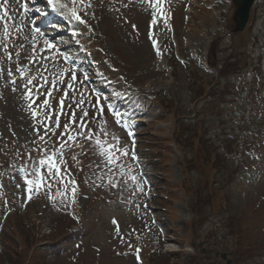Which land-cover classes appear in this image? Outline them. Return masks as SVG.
<instances>
[{
    "label": "rangeland",
    "instance_id": "obj_1",
    "mask_svg": "<svg viewBox=\"0 0 264 264\" xmlns=\"http://www.w3.org/2000/svg\"><path fill=\"white\" fill-rule=\"evenodd\" d=\"M62 1L75 6L86 20V24L78 28L80 43L76 44L69 34L71 20L66 15L63 18L66 22L55 24L60 29H52V23L39 26L45 37H37L39 43L36 46L39 48L45 38L56 44L61 53L70 57L68 60L61 57L57 67L68 68L75 64L78 77L84 71L88 72L90 78L97 79V72L103 75L108 85L89 79L81 88L93 103L98 95L108 97L127 94L128 98L121 100L120 104L134 117H140L142 122L137 127L140 131V143L136 146L139 161L132 164L133 174L140 176L138 167H143L147 180L140 176L143 192L136 189L131 181L127 186L121 183L118 188L105 186L111 173L107 169L95 167L100 164V158L85 144L83 152L78 148L66 151L67 164L61 166L62 172L66 167L71 176H78L82 181V187L80 190L77 188L74 198L70 191L72 185L67 184V196H64L65 185L57 181L51 189L46 183L43 184L28 199L27 185L23 177L17 175V170L26 165L29 170L32 167L26 154L35 147L31 144L35 139L33 120L26 110L23 91L18 87L20 81L17 82V90L13 91L14 85L7 73L11 69L18 77L15 72L16 53H20V64L27 63L25 57L31 54L34 25L32 27L25 17L18 15L17 10L21 11V7L17 0H8L9 15L4 16L0 9V16H4L0 20V185H3L0 187L1 253L5 254L14 243L18 251V264H33L34 260L42 257L50 264H158L159 260L147 261V252L155 246L153 236H150L157 229H166L169 231L168 236L161 238L162 241L168 239L164 246L167 253L162 260L166 264H226L225 260L216 257L217 251L228 252L237 264H264V136L262 145L251 149L255 159L246 163L244 172L235 170L231 173L241 163V157L235 154L227 160L229 167L228 170L223 169V175V171L215 175V169L204 164H196L201 170L195 168L189 172L195 166L187 165L184 158L192 159L200 132L196 134L197 138L184 141L182 148L172 143L173 147L175 145L173 150L171 141L176 134L173 115L164 112L157 101H147L144 106L137 102V95L143 91H160L161 99L165 98V94L173 96L175 107L172 111L180 105L184 111L192 110L193 116L200 113L201 117L197 118L208 122L209 131L212 138L217 140L218 147L222 146L223 139H227L230 144L234 140L233 136L244 137L245 132H241L244 130L238 123L246 112L248 101L242 104L240 98L248 92L250 74L254 73L260 52L264 56V0H259L253 8L254 21L239 34H232L235 7L231 0H165L163 8L170 19L165 25L158 17L157 26L150 24L153 9L147 0H76L75 5L72 0ZM3 2L0 0V4ZM34 3L35 9L44 10L36 7L39 3ZM39 18L43 19V15L34 12L30 20L36 21ZM5 24L9 30L7 39L3 35ZM150 32L153 34L151 38ZM152 39L157 41L156 46H153ZM5 43L8 45L7 51L12 54L11 60L5 53ZM214 44L219 47L215 51L217 53H214L218 57L213 62L219 67L237 59L244 64L242 68L237 65L227 66L226 80L218 75V67L208 63L210 53L214 52ZM172 46L180 61L171 57ZM157 48L160 50L159 55ZM84 50L87 52L83 53ZM44 54L47 55L48 51ZM184 62L186 65H183ZM32 71L35 72L34 67ZM197 79L203 86L220 82L223 89H219L214 96L198 99L196 96L202 92ZM57 104L58 97L53 107ZM100 105H106L105 100H101ZM86 106L92 115L95 110L91 104ZM106 108L101 119L106 120L108 130L119 136L121 143L131 149L137 137H129V130L117 125L115 117ZM252 113L264 125V101H259L258 95ZM61 121L62 124L65 122L63 116ZM212 124L218 126V130L212 128ZM184 125L188 123L181 122L180 128ZM155 132L159 143L151 138ZM213 134L217 137L219 134L218 139ZM166 139L169 156L173 160L170 170L159 172L150 157L161 149ZM32 155L36 160L42 156L37 152ZM72 155H77L81 164L74 163ZM181 159L184 164L180 162ZM219 164L222 165V161ZM81 166L82 171L79 170ZM45 174L46 167L41 168V175ZM100 176L103 180L97 179ZM29 178L40 179L38 176ZM163 182L175 188V196L172 197L175 202L169 203L177 217L169 210L167 212L165 204L156 198L167 197L168 191ZM149 187H152V193L147 195ZM50 195L53 199L49 198ZM71 198L77 203L76 211L82 215L72 209ZM11 208L15 212L6 219L4 214ZM81 218L83 222L79 223ZM114 219L119 225V232L113 223ZM148 222L155 227H146ZM240 226L242 234L248 236L254 244V256L250 260L238 261L234 254ZM180 235L184 240L180 239ZM257 238L259 248H255ZM44 243L47 245L44 246ZM35 244L44 247L32 250ZM0 264L11 262L0 257Z\"/></svg>",
    "mask_w": 264,
    "mask_h": 264
},
{
    "label": "snow or ice",
    "instance_id": "obj_2",
    "mask_svg": "<svg viewBox=\"0 0 264 264\" xmlns=\"http://www.w3.org/2000/svg\"><path fill=\"white\" fill-rule=\"evenodd\" d=\"M72 2L73 5L76 4V0H72ZM147 3L153 9L151 26L158 25V17L167 25L170 17L166 15L163 8L165 0H147ZM17 4L23 8L26 15L29 5L23 2V0H17ZM47 4L53 10H57L58 0H47ZM59 8H68V5L60 4ZM0 9L3 10L4 16L9 15L8 0H4L0 4ZM36 11L39 12L40 9H36ZM69 11L70 20H74L79 24H86V20L75 6ZM64 14L60 12V15ZM41 15H46V13H41ZM4 16H0V20H3ZM32 23L35 25V21H32ZM3 35L5 39L9 36L7 24L4 26ZM73 35H78V33L74 31ZM152 35L150 32V38ZM37 37H45V33L39 27H33V45L31 54L25 57L27 63L20 64V53H16L17 67L15 68V72L18 73V77L13 74L11 69L7 73L14 85L13 91L17 90V82L18 80L20 81L18 87L23 91V98L27 102L26 110L33 120L32 128L35 139L31 141V144L35 147L28 150L26 154V159L31 161L32 167L29 170L26 165L17 170V175L22 176L24 183L27 185L26 192L28 193V199H31V193L34 190L39 191L43 184L46 183L48 188L51 189L52 185L57 181L65 185L66 191L62 194L64 196H67V184H71L70 191L74 198L78 188L77 182L74 179H68L71 175L70 171L65 167V170L62 172L61 166L67 164V160L65 159L66 151L78 148L83 152L85 151V144L92 148L94 154L100 158V164L95 165V167L101 170L107 169L108 173H111L107 177L108 184L105 186L110 185L113 188H118L121 186V183L127 186L129 181H131L136 189L143 192L142 178L133 174L132 164L139 161L134 149V141L133 147L130 149L121 143L119 136L108 130L106 120L101 119L105 113V107L112 111L117 125L129 130V136L133 135L131 131L132 125L124 120L120 111L112 110L111 104L100 105V101L107 100L109 99L108 97L98 95L95 97V103L86 97L81 88L90 79L88 72L84 71L78 77L75 64L68 68H58L57 62L61 57L64 60H68L70 57L65 53H61L59 47L46 38L43 40V44L37 48L36 45L39 43ZM152 44L156 46L157 41L152 39ZM3 47L7 58L11 60L12 54L7 51L8 45L5 43ZM46 50L48 51L47 55L44 54ZM37 53H40V55H37ZM159 54L160 50L157 48V55ZM49 64L52 65L51 68H49ZM33 67L35 68V72L32 71ZM46 85L47 87H45ZM57 97L58 104L56 107H53L54 102L57 101ZM87 104H91V107L95 110L92 115L89 113ZM62 116L65 118L63 124L61 121ZM58 131L59 135H57ZM53 137H55V140H53ZM33 152L42 154L41 158L38 160L34 159ZM71 159L74 163L81 164L77 155H72ZM44 167H46V174L41 175V168ZM79 170H83L82 166ZM30 176H38L40 179L34 180L29 178ZM114 177L116 178L115 180L113 179ZM97 179L103 180V177L100 176ZM66 181L67 183H65ZM16 186L20 187L19 184ZM0 187H3V185H0ZM49 198L53 199L51 195ZM113 223L116 224L117 232H119V225L115 219Z\"/></svg>",
    "mask_w": 264,
    "mask_h": 264
},
{
    "label": "trees",
    "instance_id": "obj_3",
    "mask_svg": "<svg viewBox=\"0 0 264 264\" xmlns=\"http://www.w3.org/2000/svg\"><path fill=\"white\" fill-rule=\"evenodd\" d=\"M213 95H215V94H213ZM181 113V106L178 108V113L176 112V114L178 115V114H180ZM181 120H183V121H185V122H188V123H191V122H193V120H191V118H189V117H187V118H185V116L183 115L181 118H180ZM179 131V130H178ZM195 132H196V129L194 128V127H191V125H184L182 128H180V132H179V135H180V138H185L186 140H190V139H194L195 137H196V134H195ZM204 135H202V134H200V138L201 139H203L204 137H203ZM182 140L180 139V142H181ZM182 142H184V141H182ZM211 148V147H210ZM215 152V150L213 149V148H211V153H214ZM224 158L225 157H221L218 153H215V155L214 156H210L209 158H208V160H207V162L208 163H210V162H212V164L213 165H219V161L221 160V159H223L222 160V162H224V164H223V168L224 167H226L227 166V163H225V160H224ZM242 226H240V228H239V230H238V232H237V234L238 235H240L238 238H239V242H240V240H243V241H247V250L245 251V253H244V256L245 257H248V255L252 252V250H253V247L254 246H252V245H254L251 241H250V238H248V236L247 237H245L243 234H242ZM242 234V235H241ZM248 241H249V243H248ZM257 243H258V238H257V240H256V243H255V248H257ZM240 246H241V244H240ZM240 249H242V250H245V249H243V246H242V248H240ZM34 250H36V249H34ZM17 254H18V251H14L11 255H10V257L8 258V261L9 262H11V264H18L19 263V259L17 258ZM35 257V256H34ZM160 257L163 259V258H165V256L164 255H160ZM244 257V258H245ZM33 259V257L31 256V260ZM161 263V262H160ZM159 262H158V264H160ZM33 264H50L49 262H47V260H46V258H38V259H36V260H34V262H33ZM197 264V263H196Z\"/></svg>",
    "mask_w": 264,
    "mask_h": 264
},
{
    "label": "water",
    "instance_id": "obj_4",
    "mask_svg": "<svg viewBox=\"0 0 264 264\" xmlns=\"http://www.w3.org/2000/svg\"><path fill=\"white\" fill-rule=\"evenodd\" d=\"M253 1L254 0H234L237 5V12L235 15L237 29L241 30L246 25Z\"/></svg>",
    "mask_w": 264,
    "mask_h": 264
},
{
    "label": "bare ground",
    "instance_id": "obj_5",
    "mask_svg": "<svg viewBox=\"0 0 264 264\" xmlns=\"http://www.w3.org/2000/svg\"><path fill=\"white\" fill-rule=\"evenodd\" d=\"M11 1V0H10ZM30 2H33L32 0H29ZM11 3V2H10ZM13 4V3H12ZM60 4H63V3H61V2H59V0H58V5L57 6H59ZM17 6V5H16ZM15 6V7H16ZM9 7H10V5H9ZM14 7V8H15ZM17 8V7H16ZM17 10V9H16ZM16 10H13V12H15ZM63 11H64V13L65 14H67V15H69L70 16V11H69V7L68 8H64V9H62ZM29 12H30V8H29V10L27 11V14L25 15L24 14V10H23V8H21V11L20 10H17V13H18V15H20V17L22 16V17H25L26 19H27V22H29V24L33 27V23H32V21L30 20L31 19V15L29 14ZM10 13V12H9ZM14 15V14H13ZM13 17V16H12ZM18 18V17H17ZM22 20V19H21ZM24 20V19H23ZM23 22L24 21H22V24H23ZM26 23V22H25ZM40 25H42V21H35V25H34V27H36V26H40ZM75 25V28L77 29V26H79L80 24L79 23H75L74 24ZM52 28H56V27H54V26H52ZM85 30V29H84ZM72 31H75V29L73 28V30ZM85 32V31H84ZM51 33V32H50ZM50 35V34H49ZM159 40V39H158ZM157 45V44H156ZM59 46V45H58Z\"/></svg>",
    "mask_w": 264,
    "mask_h": 264
}]
</instances>
